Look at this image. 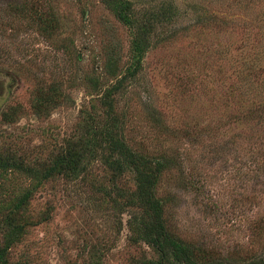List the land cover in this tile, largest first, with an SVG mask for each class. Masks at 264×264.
I'll return each mask as SVG.
<instances>
[{"label":"rangeland","instance_id":"1","mask_svg":"<svg viewBox=\"0 0 264 264\" xmlns=\"http://www.w3.org/2000/svg\"><path fill=\"white\" fill-rule=\"evenodd\" d=\"M129 1L141 25L142 13L169 2L176 11L150 18L141 67L116 94L123 141L148 158H175L157 185L175 234L210 260L264 256V0ZM19 3H29L30 15H16ZM108 6L0 0V132L12 135L5 142L29 155L85 132L83 110L101 109L98 99L125 72L131 40L141 35V26L120 23ZM51 12L48 25L36 17ZM49 86L64 99L38 114L34 92ZM105 150L95 149L72 178L0 170V207L31 190L20 229L8 235L9 264H86L99 244L108 248L101 264H131L137 213L116 206L117 190L134 189L138 174L129 163L107 173Z\"/></svg>","mask_w":264,"mask_h":264},{"label":"trees","instance_id":"2","mask_svg":"<svg viewBox=\"0 0 264 264\" xmlns=\"http://www.w3.org/2000/svg\"><path fill=\"white\" fill-rule=\"evenodd\" d=\"M103 1L109 3L110 7L108 6L107 9L120 23L142 27L138 30L141 35H136L131 40L130 64L120 77L115 78L114 84L101 94L98 99V104L101 107L99 111L94 108L95 112L91 114L90 111L83 110L86 118L89 119V121L86 119L87 124H83L86 127L84 133L66 138L61 143L48 140L31 150L28 155L12 141L5 142L12 136L11 134L6 135L0 132V137L3 139V143H0L1 172L19 170L32 175L38 174L41 181H48L58 176L77 177L85 172L89 166V159L95 155V149L106 147L103 163L107 173L116 175L123 168L124 163H129L138 174L137 186L130 191L117 190L119 199L117 204L116 198H114L116 206H127L136 210L137 213V219L133 223L137 227L136 237L130 241L134 248H137V253L128 255L129 263L264 264V256L241 262L210 260L205 249L171 230L169 221L165 218L167 196L162 198L157 194V185L166 168L170 164H174L175 158L173 156L148 158L130 149L120 134L119 119H115V108L117 107L116 94L121 92L128 80L135 76L141 67V60L146 47V36L143 34L150 30L149 26L152 24L150 18L154 20L166 19L167 15H172V12L174 13L176 10H171L174 5L169 2L159 10H154L151 13L144 12L141 16L145 25H141L136 15L133 16L130 12L131 3L129 0ZM30 9L29 3L23 5L19 3L16 7L14 6V12L17 11V16H21L23 10L30 15ZM8 12L12 13L11 8H8ZM41 16H44L42 22L47 25L48 21H55L56 19L53 12L36 17L40 18ZM141 16L138 18L141 19ZM90 80L98 82L97 76L94 75L90 77ZM62 99H64V94H62L60 87H38L34 92L32 107L36 113L45 114L48 110L57 108L62 103ZM187 173L184 174L187 175ZM106 188L107 186L104 185V190ZM30 193L31 190L24 192L10 207H0V264H9L8 246L13 238H8V235L12 230L16 229L14 231L16 233L20 229L18 215L26 208L31 198ZM47 216L48 214L45 217ZM101 246L102 244H99L90 248L86 264H101L108 251L107 246Z\"/></svg>","mask_w":264,"mask_h":264}]
</instances>
